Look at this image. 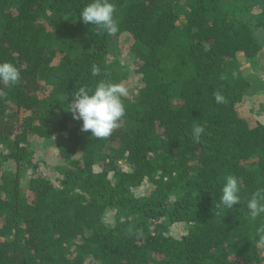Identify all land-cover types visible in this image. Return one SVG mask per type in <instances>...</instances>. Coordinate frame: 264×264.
<instances>
[{
	"label": "trees",
	"instance_id": "obj_1",
	"mask_svg": "<svg viewBox=\"0 0 264 264\" xmlns=\"http://www.w3.org/2000/svg\"><path fill=\"white\" fill-rule=\"evenodd\" d=\"M91 2L0 0V63L22 77L0 84V264H264V214L253 221L247 209L264 188V122L242 114L257 101L264 113V81L242 65L264 48V0H109L114 36L80 20ZM122 35L134 40L132 70L117 54ZM100 80L137 88L108 139L81 132L68 111L76 90ZM33 135L59 141L55 181L38 172ZM11 161L16 172H4ZM23 165L34 171L25 187ZM229 174L243 178L241 202L215 207Z\"/></svg>",
	"mask_w": 264,
	"mask_h": 264
},
{
	"label": "clouds",
	"instance_id": "obj_2",
	"mask_svg": "<svg viewBox=\"0 0 264 264\" xmlns=\"http://www.w3.org/2000/svg\"><path fill=\"white\" fill-rule=\"evenodd\" d=\"M116 5L109 0H92L79 14L80 20L85 24L95 25L97 35L106 33L114 36L119 31L118 21L114 18ZM93 77L101 75V69L96 64L91 67ZM235 76V73L233 74ZM224 79L223 74L220 77ZM22 83L20 70L10 62L0 63V84L4 86H19ZM5 93L0 89V96ZM129 95V90L123 82H111L110 80H100L94 89L87 86L76 90L70 100L69 110L74 120L82 121V132H91L96 139H108L115 131L120 129L121 120L126 115V108L123 98ZM217 104L227 102L226 97L220 90L212 93ZM10 115L6 112L5 116ZM205 129L194 124L192 127V139L194 143L201 142V136ZM243 178L229 174L225 177L222 188V195L219 204L227 209H232L234 205L241 202L240 187ZM248 214L251 220L264 214V188H259L252 193L247 201ZM130 236L139 237L140 233L133 228L127 230ZM259 237L257 246L264 248V224L256 230Z\"/></svg>",
	"mask_w": 264,
	"mask_h": 264
},
{
	"label": "rangeland",
	"instance_id": "obj_3",
	"mask_svg": "<svg viewBox=\"0 0 264 264\" xmlns=\"http://www.w3.org/2000/svg\"><path fill=\"white\" fill-rule=\"evenodd\" d=\"M259 33V31H258ZM258 39L259 42L264 47V29H262L259 33ZM133 43L134 40L130 37V35H122L118 38L117 45H118V51L117 54H119L122 57V62L125 63L127 66V70H132L136 68V57L133 50ZM242 58V57H240ZM258 57L255 60H252L251 63L247 59L248 62H245V60H242V65L245 67V69L249 70L250 72H254V79L253 82H259L264 81V48L260 51L259 59ZM125 86L129 90V96H134L136 94L137 88L132 81H126ZM50 88V87H49ZM46 87V89L43 90V94L45 96L49 95V92L51 88L49 89ZM262 102L263 99H262ZM252 105V104H251ZM264 105V104H263ZM259 103L258 101L253 104V110H250V103L248 102V105L245 109L242 110V114L245 115L248 118H258L261 119L264 122V113L262 110H258ZM82 121L73 120V124L82 128ZM82 132V131H81ZM58 139H46V138H40L35 135L29 136L28 146L31 151L34 152L35 161L38 163V172L42 175L46 176L47 178L51 179L52 181H55L59 175L57 170L54 168L58 164L60 165L61 161L59 159H56L54 156L56 152V146H58ZM2 147L0 148V150ZM98 167V166H97ZM120 167L123 170H129V166L125 162H120ZM23 171L21 173V186L25 187L29 179L33 176V170L32 166L23 165L22 166ZM1 169L4 172L12 171V173L16 172L17 165L14 162H8L7 164L3 165ZM97 169V168H96ZM1 170V171H2ZM151 192V186L150 184H146L141 186L139 189L135 190V193L137 196H142L144 194H149ZM113 216L108 214L107 217H105L106 224L111 226L113 223ZM186 231V227L181 224L179 226L175 225L173 229V236L174 237H180L183 235Z\"/></svg>",
	"mask_w": 264,
	"mask_h": 264
}]
</instances>
